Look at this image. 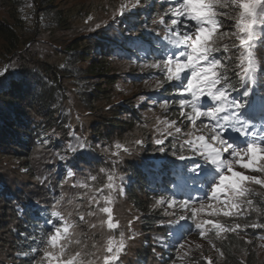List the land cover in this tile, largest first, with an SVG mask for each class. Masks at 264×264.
<instances>
[{"label": "trees", "instance_id": "1", "mask_svg": "<svg viewBox=\"0 0 264 264\" xmlns=\"http://www.w3.org/2000/svg\"><path fill=\"white\" fill-rule=\"evenodd\" d=\"M55 1L0 0L6 12L4 17L0 16V71L5 67L9 69L5 76L0 77V264H29L27 257L17 255L18 252L27 251L32 243L30 240L26 242L22 234H34L37 224L41 225L40 230L43 231V217L47 216V213L38 212L34 201H39L41 208L53 206L67 218L63 208L55 206V201L69 178L65 180L63 188L56 187L61 179L55 178L47 186L51 188V193L44 190L45 185L40 184L38 179L43 156L51 161L50 150L58 151L63 142L62 137L68 141L66 144L77 145L78 139L86 143L89 150L73 152L71 163L75 167L83 164L82 174L103 173L100 167L105 158L99 154V144L124 139L126 133L143 120L141 111L131 104V99L139 97L140 93L128 97L122 103L114 97L115 85L121 79L115 59L124 58L128 53L140 58V54H145L144 47L148 49L150 43H160L155 32H147L138 27L133 29L135 33L138 32V36L125 35L129 29L123 24L124 21L110 29L109 34H74L72 31L75 24H82L86 19V5L93 3L62 8ZM156 7H152V10L150 8L148 12L154 11L157 14ZM159 7L165 12L167 4L164 0ZM50 30H54V33L57 30V34L64 33L62 47H53V41L60 38L57 35L54 37ZM114 31L116 35H112ZM43 33L53 36L51 44L46 43L49 49L46 53H40L28 45L30 39ZM257 51L264 64V46H258ZM232 55L235 58V53ZM148 59L154 63V54ZM231 66L235 67V64ZM228 78L233 85L236 77ZM157 79L163 81L164 77L160 75ZM236 85L233 86L239 89L238 82ZM161 87L158 95L168 100L167 110L178 109L170 103L176 98L177 89L167 82ZM257 92L264 94V85L257 86ZM208 102L202 100V103ZM129 113L133 117H128ZM178 116L179 112L175 111L166 115L168 120L176 121L179 120ZM256 124L260 126L259 119ZM45 140L48 142L44 143ZM145 141L144 149L148 151L146 155L143 156V149L132 147L122 159L114 157L116 161L111 163L112 168L108 170L109 174L117 177V184L120 185L117 195L124 193L125 196L121 202L118 200L119 207H123L125 200L132 199L131 206L139 217L136 221L131 217L119 218L121 229L135 235L137 240L140 233L143 234V240L136 247H133V240L125 238L128 247L121 254L118 264H173L178 261L179 255L170 234L172 226L161 223L170 217L164 216L160 206L154 208L153 205L160 196L167 198L171 194L169 190L176 184L191 181L182 167L185 162H178L177 155L174 156L172 152L157 153L151 138ZM165 147L170 145L166 142ZM154 153L157 154L148 156ZM12 159L15 161L13 165ZM58 163L61 161L55 164ZM33 166L35 173H32ZM55 167L57 170L62 169L59 164ZM26 176L35 178V190L27 192L18 187L22 190L13 192L15 187L10 185L13 180L26 181ZM119 177H124L123 184ZM195 187L199 188L200 185ZM195 195L203 197L204 192L198 191ZM260 208L264 211L263 207ZM260 220L264 224V216ZM129 221H132L130 226ZM136 222H139V229ZM188 224L193 225L191 222ZM192 229L193 226L186 235ZM232 238L229 234L218 247L226 256L224 264H241V261L243 264H258L256 254L252 252L245 260H240L234 245H231ZM158 240H166L168 246L163 247ZM103 245L104 242L99 240V246ZM129 256V260H122ZM6 259L10 262H6ZM101 262L97 260L96 264Z\"/></svg>", "mask_w": 264, "mask_h": 264}, {"label": "snow or ice", "instance_id": "2", "mask_svg": "<svg viewBox=\"0 0 264 264\" xmlns=\"http://www.w3.org/2000/svg\"><path fill=\"white\" fill-rule=\"evenodd\" d=\"M168 3L165 12L153 21L164 30L162 36L157 35L160 43H150L142 58H151L154 54L155 62L147 66L164 77L163 81H158V85L163 86L167 82L177 89V99L173 103L177 105L180 117L191 128L183 133L176 120L158 118L159 137L152 141L157 153L172 152L175 156L176 151L181 149L190 153L177 158L185 162L182 167L191 183L176 184L169 190L171 194L167 198L160 196L153 205L154 208L166 205L165 215L174 216L175 212L169 213L167 209L176 207L185 213L178 220L161 221L172 226L170 234L178 237L175 246L183 249L185 235L192 226L205 239L209 232H214L217 239H226L222 234H238L248 228L264 229V224L259 222L225 225L216 218L198 219L201 214L241 218L256 213L259 221L264 215L259 207L264 204V94L257 95L255 87L264 85V72L258 70L256 53L258 46H264V0H168ZM138 4L139 0H136ZM129 11L131 8L122 3L117 14L123 17ZM92 19L88 17V20ZM112 20L115 22L116 14ZM100 27L96 25V28ZM233 52L239 55L233 58ZM230 63H234L238 69L233 70V75L242 89L238 92L239 98L233 95L237 89L228 78L230 69L227 65ZM8 71L5 67L0 71V77ZM202 100L210 103H202ZM168 103V100H164L160 107L166 108ZM198 121L201 125L199 128ZM178 138L180 145L176 148L173 141ZM166 142L170 147H165ZM144 143L143 139L134 141L137 147H143ZM77 145H70L66 151L89 150L87 144L78 139ZM174 148L176 151H173ZM115 149L112 155L121 159V149L125 154L131 151L121 143H116ZM60 159L64 160L65 157L61 156ZM74 175L71 169H66V177L56 187L63 188L65 180ZM91 179L95 180L96 177ZM116 180V176L108 174L107 183L96 189L100 199L94 196L89 200L90 206L94 204L98 212L106 214L107 219L102 220L100 226L106 225L108 230L120 227L110 206L111 195H103L105 189L109 193L120 190ZM119 180L123 184L124 177H119ZM197 184L199 188L195 187ZM254 186H259L260 191ZM72 187L77 185L73 184ZM198 191H203L204 196L195 195ZM61 199L55 201L56 207L61 204ZM101 200L104 201L102 207ZM33 203L39 213H47V216L43 217V231L40 230L41 225L37 224L34 234H22L26 242L30 240L32 243L27 251L18 252L17 255L27 257L29 264H96L97 260L102 264H118L121 254L128 247L123 233L119 239L110 234L103 245L102 255L97 256L101 249L95 243H86V237L76 232L75 221L66 218L53 206L41 208L39 201ZM96 214L95 211L87 213L89 216ZM77 215L79 221H85L84 213ZM68 216L71 217V213ZM136 219L139 220V217ZM188 221H193L194 225H189ZM131 223L129 221V226ZM89 227L95 229L97 225ZM134 239L135 235H129L128 240ZM158 243L163 247L168 246L166 240H158ZM89 247L96 251L89 252ZM212 247L216 248V245L213 243ZM216 251L221 257L224 256L221 249L217 248ZM203 259L206 264H213L211 257Z\"/></svg>", "mask_w": 264, "mask_h": 264}, {"label": "rangeland", "instance_id": "3", "mask_svg": "<svg viewBox=\"0 0 264 264\" xmlns=\"http://www.w3.org/2000/svg\"><path fill=\"white\" fill-rule=\"evenodd\" d=\"M162 0H139V4L136 5V0H56L55 2H58L61 4L62 8H69L73 4H78V5H86L89 4L90 2L93 3V5H86V10L88 13L86 14V19L82 24H75V29L72 31V33H94V32H108L107 34L110 33V29L116 28L118 24L122 21H124L126 28H128V32H125V35H130V36H138V32L135 33L133 29H136V27L141 28L144 31L147 32H155L156 35H163L164 30L163 27L159 24L153 23L154 20H158L160 14H163V10L159 9V5ZM165 4H167V8L169 7L168 0H164ZM125 3L131 8V11L126 12V14L123 17H120L118 13L119 6ZM133 5H136L135 8H132ZM50 6V4H49ZM157 6V14L154 13V11H150L153 9L152 7ZM5 9L0 3V16L4 17L5 16ZM116 14V20L113 22L112 17L113 15ZM91 16L93 19L88 20V17ZM140 17H142L140 19ZM142 20L139 24V21ZM150 21V23L148 22ZM165 22L167 23V19L165 17ZM99 24L101 25L100 28H96V25ZM127 25H129L127 27ZM145 26L147 30H145ZM154 30V31H153ZM54 30H50V33L55 37L57 35L58 38L55 41H53L54 45L53 47L55 48H60L64 45V33H58L57 30L55 33L53 32ZM117 33L114 31L112 35H116ZM47 33H43L40 35H36L32 39L29 40L28 45L33 46L34 48L38 49L40 53H46L49 51L47 48V42L51 44L53 36ZM82 35V34H81ZM233 40L235 39L234 37L232 38ZM231 47V45H230ZM146 49V47H144ZM235 53V57L239 55L237 52ZM232 53V54H233ZM257 57H258V70L261 72H264V64L262 63L263 58L259 55V52L256 49ZM144 55L140 54V58H137L135 54L128 53L124 58H119L115 59V65L116 69L120 73L121 79L120 81L115 85V90H114V97L117 101L122 103L124 100H126L128 97L132 96L134 97L137 93H140L139 97H134L131 99V104L135 105L136 110H140L142 114V121H138L135 127L130 130L129 132L126 133L124 136V139L118 140L115 139L111 143L99 144V154H101V158H105L104 162H102L103 166L100 167L101 171L103 173H86L82 174L81 171L83 170L81 167L84 165L81 164L80 167H75L71 163V158L73 156V152L71 151H66L68 147L71 145L72 147H78V145L75 144H66L68 141L63 139V142L61 143L58 151L55 150H50V159L51 161L48 160V157L43 156L42 161L39 164V183L44 184L45 186L43 187L44 190H46L48 193H51V188H47V186L50 184V182H54L55 178H65L66 177V169H71L75 175L71 178H69V181L66 183L65 188L63 189V192L57 197V199H61V204L59 205L63 210L65 211L67 218H70L72 221H75L77 224L76 232L78 234H83L86 237V243L89 245L95 243L97 248L101 249V254H102V249L103 246H99V240L102 242H106L107 237L111 234L118 237L120 236L121 233H123L124 237H129L131 235L129 231H124L119 227V229L116 230H108L106 228V225L101 227L100 223L102 220H106V214L98 212L97 206L96 205H89V200L90 198L94 197L96 199H100V195L96 192V189L102 188L106 183H107V175L108 170H111L112 166L111 163L116 161L114 159L115 156L112 155L113 152L116 151L115 149V144L116 143H121L125 145L128 148H135L137 149H143V156L147 154V150L144 149L146 146L144 145L143 147H137L134 144V141L137 139H143L144 141L147 140L149 137L153 141L155 138L159 137V132L157 131V119L163 120L166 115L169 114V112H179V109H175L174 111L172 109H168V106L166 108H161L160 104L165 100V97H160L158 94H160V90L163 88L160 85H158V77H160V74L152 68L148 67V64H151L149 62L150 59H144ZM147 61V62H146ZM232 63L228 64L227 67L230 69L228 72V77H235L233 75V70L238 71L236 67L231 66ZM237 78L233 79V85L237 86ZM256 87V94L261 95L260 93L257 92V86ZM242 91L239 85V89H237V92H235L233 95L238 96V92ZM151 92V93H150ZM71 94V93H70ZM177 95V94H176ZM177 96L175 99H172L170 103L173 106L177 105L173 103V100H176ZM150 100V101H149ZM153 100V101H152ZM157 102V103H156ZM145 108V109H142ZM128 117H133L132 113H129L127 115ZM172 118V117H171ZM179 120L177 121V126L182 128L183 133H187L191 130L190 125L188 124L187 121L183 120L180 115L178 116ZM171 121V119H169ZM200 122H197V127L199 128ZM161 128L163 127L162 125L160 126ZM57 138H60L58 136ZM123 138V137H122ZM184 139H187V136L183 137ZM146 142V141H145ZM176 148H179L180 145V140L179 138L175 140ZM176 148L173 150L176 151ZM40 151V150H39ZM38 151V152H39ZM59 151H63L64 153H60ZM37 152V153H38ZM36 153V154H37ZM40 153V152H39ZM121 157L123 158V155L125 154L123 150H120ZM157 153L154 154H149L148 156H154ZM176 155H190V153L186 149H181L180 151H176ZM64 156L65 159L61 160L60 157ZM36 157V156H35ZM35 157L32 161L35 160ZM117 160L118 158L115 157ZM61 161L59 164V167L61 166V170L56 169L55 164L57 161ZM69 160V163H68ZM95 161L100 162L98 159H95ZM14 160L12 159L11 164H14ZM178 162H183L178 159ZM240 170V169H237ZM32 173H35L36 169L33 166L32 167ZM249 174H255V173H249ZM78 176V177H75ZM91 177H96L95 180H92ZM26 181H17L13 180V182L10 184L15 187V191L17 190H22V189H17L18 187L23 188L27 192H32L35 189L33 188V182L35 181V178H32L31 176L28 177L26 176ZM43 182V183H42ZM117 183V180H116ZM65 184V183H64ZM75 184L77 187L73 188L72 185ZM84 185H87V187H84ZM50 186V185H49ZM256 187L257 191H260L259 186H254ZM104 196H109L111 195L112 198V204L110 205L113 208V216L115 220L119 221V218H124L131 217L135 221L137 220L136 217L138 215L137 212L133 209L131 206V200L128 199L123 202V207H119V201L121 202L124 199V193H121V195H117L116 192L109 193L107 189L104 190L103 192ZM180 198V197H179ZM178 198V199H179ZM115 200V201H114ZM119 200V201H118ZM114 201V203H113ZM207 203V201H206ZM100 206H104V201L101 200ZM260 207L264 208V204L259 205ZM163 210L164 216L170 217V219L167 220H178L180 216L185 215V213L179 208L176 207L175 209H167L169 213L175 212V215H165V208L167 207L166 205L160 206ZM95 211L97 214L95 216H89L87 215L88 212H93ZM84 213L85 214V221L81 222L78 219V213ZM71 213V217L68 216V214ZM264 215H261L260 218H262ZM219 219V221L222 224L225 225H230L234 223H239L241 225L245 224H252L261 222L257 221V214L253 213L252 215L241 217V218H229V217H211L207 215L201 214L198 219ZM193 223V221H188ZM95 224L97 227L95 229H91L89 226ZM136 226L139 229V222H136ZM140 233V232H139ZM229 234H231L232 238V243L231 245H234V249L240 260H245V257L248 256L250 252L256 254V262L258 264H264V229L260 228H248L247 230H242L239 231L238 234L235 233H226L222 234L225 235L226 237H229ZM173 240L174 245H176V241L178 237L176 235H173ZM143 240V234L140 233V236L137 240L135 238L133 240L134 246L136 247L137 245L140 244V241ZM224 239H217L215 236L214 232H209L208 233V238H201L199 234V230H197L194 226L193 229L187 234L184 238V243H185V248L183 249H178L177 254L179 255L178 261L175 262L174 264H199L200 262H205L203 257H211L213 260V264H224L226 262V256L221 257L219 253L216 251V249L219 247L221 242ZM245 241H251V244L245 243ZM216 245V248L212 247V244ZM199 245V247H197ZM89 252H95L96 249H93L89 247ZM188 253V255H185V253ZM250 253V255H252ZM99 252L97 253L98 256ZM1 255V254H0ZM131 256V255H130ZM130 256L125 260L122 259L123 261H127L130 259ZM95 259V258H93ZM194 260V261H193ZM225 261V262H224ZM6 262H10L9 259H6ZM195 262V263H194ZM102 264V262H101ZM147 264H160V263H155V262H150Z\"/></svg>", "mask_w": 264, "mask_h": 264}, {"label": "bare ground", "instance_id": "4", "mask_svg": "<svg viewBox=\"0 0 264 264\" xmlns=\"http://www.w3.org/2000/svg\"><path fill=\"white\" fill-rule=\"evenodd\" d=\"M165 260V259H164Z\"/></svg>", "mask_w": 264, "mask_h": 264}]
</instances>
